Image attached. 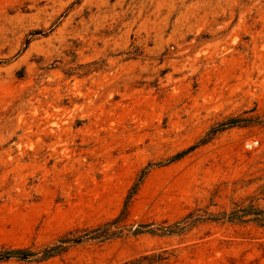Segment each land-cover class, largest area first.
<instances>
[{
  "label": "rangeland",
  "instance_id": "374dc122",
  "mask_svg": "<svg viewBox=\"0 0 264 264\" xmlns=\"http://www.w3.org/2000/svg\"><path fill=\"white\" fill-rule=\"evenodd\" d=\"M251 204L264 0H0V264H264Z\"/></svg>",
  "mask_w": 264,
  "mask_h": 264
},
{
  "label": "trees",
  "instance_id": "16d2710c",
  "mask_svg": "<svg viewBox=\"0 0 264 264\" xmlns=\"http://www.w3.org/2000/svg\"><path fill=\"white\" fill-rule=\"evenodd\" d=\"M241 121L246 122V119H231L226 124L234 125V124L241 122ZM250 122L260 123L259 121H250ZM219 129L220 128H216V129L211 130V132H210L211 135H214L216 133V131ZM210 138L211 137H207L202 143L209 141ZM178 156H179V154L176 155V157H178ZM125 212H126L125 209H123L120 212L119 216H117L111 222L106 223L101 227H97L95 229H92V230L86 232L84 235L69 239L68 242L79 243V242H82L86 239L104 240V239H108V238L114 236L116 234V232L114 230H111L110 228L112 226L115 227L121 221ZM248 215L252 216L250 218L252 221H255V222H258V223L264 225V210L258 209L256 207H254L252 204L249 205V209L239 208V209H234V210L230 211L228 213L227 217L230 220L242 222L243 218L245 216H248ZM225 216H226L225 214L222 215V217H225ZM141 227H144V226H141ZM165 230L166 229H163L162 232H164ZM137 231H138V229H137ZM58 249L62 250L63 248L58 247ZM30 255H31V253H28V252L19 253L17 255H11L9 253H3V254H0V259L8 258L10 256H16V257L21 258V259H26V258H29ZM49 256H51V253H49V250H46V254L44 255V257H49ZM161 259H163V258L153 259L151 257H145L144 256V257H139L136 259L126 261V262H124V264H143V262H147L148 264H150L154 261H158Z\"/></svg>",
  "mask_w": 264,
  "mask_h": 264
}]
</instances>
